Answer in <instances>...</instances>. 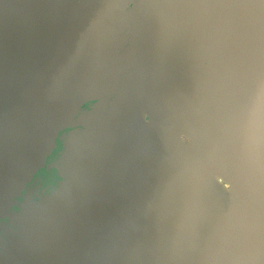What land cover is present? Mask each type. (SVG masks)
<instances>
[{
	"label": "water",
	"instance_id": "water-1",
	"mask_svg": "<svg viewBox=\"0 0 264 264\" xmlns=\"http://www.w3.org/2000/svg\"><path fill=\"white\" fill-rule=\"evenodd\" d=\"M0 264H264V0H0Z\"/></svg>",
	"mask_w": 264,
	"mask_h": 264
}]
</instances>
